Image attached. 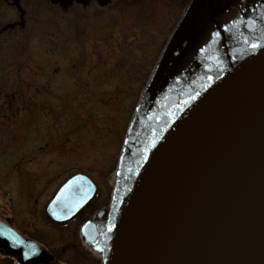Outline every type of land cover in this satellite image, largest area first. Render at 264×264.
Segmentation results:
<instances>
[{
	"label": "rangeland",
	"instance_id": "374dc122",
	"mask_svg": "<svg viewBox=\"0 0 264 264\" xmlns=\"http://www.w3.org/2000/svg\"><path fill=\"white\" fill-rule=\"evenodd\" d=\"M203 1L181 12L166 0L101 12L47 0L0 9V27H23L0 35V221L55 252L50 264H82L73 244L98 261L84 252L83 264H100L84 237L88 217L46 216L58 187L85 174L114 217L141 146L183 111L186 95L230 67L223 52L233 65L264 37V0H214L226 53ZM124 52L131 64L114 70ZM15 262L0 249V264Z\"/></svg>",
	"mask_w": 264,
	"mask_h": 264
},
{
	"label": "water",
	"instance_id": "95a60500",
	"mask_svg": "<svg viewBox=\"0 0 264 264\" xmlns=\"http://www.w3.org/2000/svg\"><path fill=\"white\" fill-rule=\"evenodd\" d=\"M95 190L87 176L73 175L46 214L67 221ZM86 232L108 243L105 264H264V47L220 76L157 140L130 181L110 239L98 223ZM0 249L16 264L52 259L1 222Z\"/></svg>",
	"mask_w": 264,
	"mask_h": 264
},
{
	"label": "trees",
	"instance_id": "16d2710c",
	"mask_svg": "<svg viewBox=\"0 0 264 264\" xmlns=\"http://www.w3.org/2000/svg\"><path fill=\"white\" fill-rule=\"evenodd\" d=\"M13 1L14 0H0V9H3V7H7V4H9L10 2H13ZM47 1L50 3V0H47ZM166 1L168 4H170L169 5L170 7L180 10V12L181 11H187L193 2V0H166ZM71 3L77 5L80 9H82V11H84L86 9L87 4H91V5H94V9L96 11L101 12V11H104L106 9H114L118 4H120L122 6H130V7H134V6L135 7L141 6L142 8L154 7L155 0H105L102 3L99 2L98 0H88L86 3H83V4L78 3V2L73 0L71 2L65 3V5H68ZM50 4H52V3H50ZM175 4H178V5H175ZM16 6H17V4H16ZM81 18H83V17H81ZM16 23L17 22L13 23V25H11V27H9L8 24H5L4 26L0 27V35H2V33L3 34L12 33V32H14L12 30L17 29V28H23L21 25H16ZM171 31H172V29H171ZM171 31H170V33H173V31L172 32ZM16 34H17V32H16ZM16 34L13 33L12 35L17 36ZM177 37L178 36L175 34V38H177ZM164 43L165 42L162 41L161 44L158 46L157 53L162 52L163 49H165L164 51H166V49H169V46L171 44H173V41L169 40L168 43L167 42L165 44ZM199 52L200 51H197L196 55ZM152 53H154V52H152ZM191 55L188 58H190ZM222 57H223V60L225 59V61L228 62V55L223 53ZM150 59H152V58H150ZM128 60H129V53H127V52L122 53L121 58L116 63L118 65H117V67L114 68V70H116V69L120 70V68L124 67L125 65L131 64V61L129 62ZM152 61L153 60H151V63H152ZM154 66H155V64H154ZM217 73H216V76H218ZM211 80H209L208 82H210ZM208 82H206V83H208ZM157 85H158V83H157ZM203 85H201V87L199 86L193 93L186 95V97L183 99V104L185 102L191 100L194 96L197 95V93L201 92L205 88V87H203ZM155 88H156V92H157V87H155ZM156 92H155V94H157ZM76 256L79 258L84 257L83 254L82 255H76Z\"/></svg>",
	"mask_w": 264,
	"mask_h": 264
},
{
	"label": "flooded vegetation",
	"instance_id": "af4514ba",
	"mask_svg": "<svg viewBox=\"0 0 264 264\" xmlns=\"http://www.w3.org/2000/svg\"><path fill=\"white\" fill-rule=\"evenodd\" d=\"M94 198L91 200L92 202L90 201L88 203V205L83 209L82 213L79 215L78 218L86 217L88 214H90L92 212V214L90 215L89 221L99 222V224H101L103 227H105L108 230L110 228L113 220H114V217L112 215L109 216V208H110V205H112V204L111 203L108 204V203L104 202V198L102 197L101 194H99V199L94 200ZM98 205H99V208H98V211L96 212L95 209H97ZM113 206H114V203H113ZM100 213L102 215L98 218V214H100ZM70 222H72V221H70ZM93 244H95V243H93ZM73 248H75V250L77 252L81 253V249L77 248L76 245L73 244ZM99 252H100L99 263L103 264L104 251H103V248L101 245H99ZM49 253H51L54 256V260H57V257L55 256V254L53 252L49 251Z\"/></svg>",
	"mask_w": 264,
	"mask_h": 264
},
{
	"label": "bare ground",
	"instance_id": "6f19581e",
	"mask_svg": "<svg viewBox=\"0 0 264 264\" xmlns=\"http://www.w3.org/2000/svg\"><path fill=\"white\" fill-rule=\"evenodd\" d=\"M90 201H91V200H89L88 203H89ZM118 210H119V209H117V212H118ZM117 212H116V214H117Z\"/></svg>",
	"mask_w": 264,
	"mask_h": 264
},
{
	"label": "snow or ice",
	"instance_id": "6c2138e0",
	"mask_svg": "<svg viewBox=\"0 0 264 264\" xmlns=\"http://www.w3.org/2000/svg\"><path fill=\"white\" fill-rule=\"evenodd\" d=\"M252 47L254 48V47H256V45H252Z\"/></svg>",
	"mask_w": 264,
	"mask_h": 264
}]
</instances>
